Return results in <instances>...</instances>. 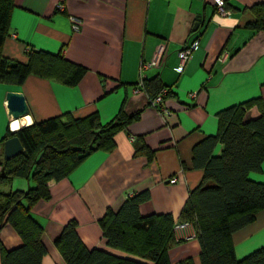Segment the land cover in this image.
Wrapping results in <instances>:
<instances>
[{"label":"crops","instance_id":"crops-1","mask_svg":"<svg viewBox=\"0 0 264 264\" xmlns=\"http://www.w3.org/2000/svg\"><path fill=\"white\" fill-rule=\"evenodd\" d=\"M259 2L264 0H227L230 15H221L214 0H15L3 56L27 63L28 54L36 50L60 53L87 73L76 86L35 76L21 86L0 83V164L4 142L9 139L7 129L18 130L15 123L20 127V120L9 116V92L25 96L30 113L23 118L32 124L65 113L75 117L97 113L103 124L120 113L139 114L118 132L113 152L93 153L69 177L51 183L49 200L33 206V215L44 226L47 255L43 264H66L55 239L72 219L77 220L78 234L89 249L128 256L106 246L98 223L108 207L118 210L127 194L150 193V200L140 206L143 216L168 213L175 223L182 220L189 192L204 176L202 170L193 168V150L218 133V112L253 99L264 102V32L246 26L252 19L246 8ZM59 5L65 10H59ZM70 16L81 19L79 31L73 30ZM197 38L193 59L181 72L178 52ZM161 46L160 64L148 69L145 78L153 80L150 94L159 86L171 89L172 95L166 98L173 110L169 117L150 105L149 95L133 93L141 63L151 61ZM225 52L226 58L222 56ZM258 115L256 107L248 114L249 118ZM137 138L158 150L149 165L146 157L135 156ZM222 149L217 143L214 153ZM249 179L264 183V162L260 172L249 173ZM28 187L26 179L16 178L2 189L26 191ZM196 238L173 242L171 264L189 258L201 264ZM0 239L7 249L22 244L8 224ZM233 242L238 260L263 248L264 211L255 223L234 233Z\"/></svg>","mask_w":264,"mask_h":264},{"label":"trees","instance_id":"trees-1","mask_svg":"<svg viewBox=\"0 0 264 264\" xmlns=\"http://www.w3.org/2000/svg\"><path fill=\"white\" fill-rule=\"evenodd\" d=\"M226 1L224 7L228 9ZM14 8L15 0H0V83L21 86L29 76H35L76 86L87 69L60 53L36 50L28 54L27 63L3 56ZM246 9L252 14L246 26L264 32V2ZM152 81L144 80L150 98L168 88L159 86L156 93L150 94ZM171 95L169 89L165 104ZM253 107L258 108L259 115L249 118ZM138 116L120 113L103 124L97 113L85 117L65 113L33 124L31 119L22 118L16 131L9 126L5 137H18L23 152L0 164L4 170L0 173V232L10 225L22 244L7 249L0 239L1 264H43L47 255L42 240L44 226L33 215V206L40 200H49L51 183L69 177L93 153L113 152L117 148L118 132ZM217 117L216 136L207 137L193 150V168L202 170L204 176L190 190L181 221L196 227L201 264H264V247L238 260L233 242V234L255 223L264 211V183L249 179V173L260 172L264 162V102L258 98L233 105L218 112ZM217 143L223 146L218 155L214 153ZM157 151L149 148L143 138L136 139L135 156L146 157L148 165ZM16 178L28 181L26 191L2 189ZM149 200L148 191L127 194L118 210L108 207L98 220L106 246L128 256L101 248L89 249L78 234L77 220L68 221L55 239L66 264H171L169 249L174 242V217L168 213L143 216L140 206ZM180 264H193V261L189 258Z\"/></svg>","mask_w":264,"mask_h":264},{"label":"built area","instance_id":"built-area-1","mask_svg":"<svg viewBox=\"0 0 264 264\" xmlns=\"http://www.w3.org/2000/svg\"><path fill=\"white\" fill-rule=\"evenodd\" d=\"M214 5L221 15H230L229 12H227L224 8V3L223 0H214ZM63 5H59L58 9L62 10ZM70 21L72 24V28L74 31H79L80 30V24H81V19L77 16H70ZM199 38H197L193 43L185 45L181 50L178 52V57H179V70L181 72L184 71L186 68L187 64L193 59V53L198 47L199 43ZM164 47L161 46L160 49H158L153 57V59L149 62H142L140 66V79L137 84L133 87V93L135 95L139 94H147L145 85H144V80H145V73L148 69L152 67H156L160 64V60L162 58V55L164 54ZM224 58L228 56V53L225 52L222 54ZM221 57V56H220ZM222 58V57H221ZM168 89H164L162 94L154 96V97H149V103L152 105L154 108L158 110L160 114H162L165 117H169L173 115V110H171L167 104L164 103V97L167 95ZM148 95V94H147ZM196 93L191 94V97H195ZM175 179L172 180L174 182ZM132 195V194H131ZM197 237V230L196 227L193 223L191 222H185V221H178L175 223L174 228H173V239L174 241L177 242H183V241H188L193 238Z\"/></svg>","mask_w":264,"mask_h":264},{"label":"water","instance_id":"water-1","mask_svg":"<svg viewBox=\"0 0 264 264\" xmlns=\"http://www.w3.org/2000/svg\"><path fill=\"white\" fill-rule=\"evenodd\" d=\"M199 18L197 24L195 26V29L198 28V23H199ZM7 103H8V111H9V116L14 119V120H20L23 117H26L29 115L30 110L28 107V104L26 102V98L22 93H17V92H9L7 93L6 96ZM11 119V125H13ZM12 129V127L10 126ZM23 152V146L19 140L18 137H12L9 138L4 142V148H3V155H4V160H10L18 155H20ZM4 170L2 169V172Z\"/></svg>","mask_w":264,"mask_h":264},{"label":"bare ground","instance_id":"bare-ground-1","mask_svg":"<svg viewBox=\"0 0 264 264\" xmlns=\"http://www.w3.org/2000/svg\"><path fill=\"white\" fill-rule=\"evenodd\" d=\"M14 128H15V129H19L17 123L14 124Z\"/></svg>","mask_w":264,"mask_h":264},{"label":"rangeland","instance_id":"rangeland-1","mask_svg":"<svg viewBox=\"0 0 264 264\" xmlns=\"http://www.w3.org/2000/svg\"><path fill=\"white\" fill-rule=\"evenodd\" d=\"M223 3H224V0H223ZM24 126H21V128H23ZM16 130V129H15ZM2 172V171H1ZM193 220V219H192ZM182 222V221H181ZM185 222H188V221H185Z\"/></svg>","mask_w":264,"mask_h":264},{"label":"clouds","instance_id":"clouds-1","mask_svg":"<svg viewBox=\"0 0 264 264\" xmlns=\"http://www.w3.org/2000/svg\"><path fill=\"white\" fill-rule=\"evenodd\" d=\"M63 10H65V7H64V6L62 7V11H63ZM225 10H226V9H225ZM226 11H227V10H226Z\"/></svg>","mask_w":264,"mask_h":264}]
</instances>
